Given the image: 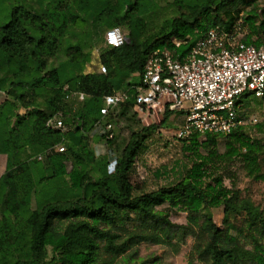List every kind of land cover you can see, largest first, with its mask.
Returning <instances> with one entry per match:
<instances>
[{
	"label": "trees",
	"instance_id": "trees-1",
	"mask_svg": "<svg viewBox=\"0 0 264 264\" xmlns=\"http://www.w3.org/2000/svg\"><path fill=\"white\" fill-rule=\"evenodd\" d=\"M74 1L78 11L88 17L94 26L102 29L104 25L107 30L125 22L127 11L137 8L136 1L125 0L123 6L129 9L119 17L118 11L110 5L111 0ZM258 1L194 0L186 4L184 0H177V6L182 9L180 16L168 20L160 33L139 43L137 25H130L123 46H109L104 50L101 62L107 66L108 74L85 73V66L91 56L84 52L79 60L76 55H71L57 68L43 73L47 57L57 52L59 38L67 26L76 23L81 15L59 11V7L46 8L41 12L23 5L12 8L10 20L0 25V74L5 67L13 77L11 89L19 87L23 91H36L46 87L51 90V94L44 107L27 105L24 108L28 111L24 114L16 112L9 101L0 106V130L9 125L10 118H15L12 127L0 136V155L7 156V170L0 177V264H48L49 247L61 264H95L99 242L104 243L103 250L108 254L119 256L128 252L135 236L125 239L114 228L132 222H139L142 228V233L137 234V237L165 242L177 231L173 229L169 213L160 210L164 206L189 213L188 226L181 228L184 235L189 226L197 223L196 215L202 210L224 207V220L228 229L233 226L232 217L245 214L249 227L255 228L264 237V213L258 207L249 200H240L239 194L233 193L222 183L212 185L204 179V167L210 160L224 156L213 149L217 139L224 135H194L190 140H183L199 149V139L206 138L204 145L209 150L208 155L196 151L201 160L200 165L188 171L178 182L141 195L134 193L130 172L147 133L155 127H145L132 134L113 173L108 170V161H98L86 143L89 129L94 126L98 130L103 120L100 109L105 96L116 91H133L134 85L126 88L125 81L136 73L141 81L146 60L152 52L170 49L184 55L213 28L226 32L238 28L239 35L246 29L248 33L241 37L242 41L259 47L264 42V16L258 12ZM248 6L252 9L244 12ZM81 21L86 20L81 18ZM173 39L185 43L175 48ZM27 60L31 62L30 68L26 64ZM28 68L33 74L29 73ZM66 85L71 90L86 93V99L81 102L67 101L62 91ZM2 88L0 85V93L6 95L7 92ZM247 100V96L242 99L244 103ZM119 107L126 110L133 105L128 102ZM113 112L107 119H112ZM57 113L64 117L67 126L65 133L46 125ZM70 122L78 125L74 132L68 129ZM100 137L106 139L105 135L100 134ZM107 140L111 142L113 139ZM63 142L69 143L67 150L53 151L55 146ZM26 148L34 149L38 154L48 152L47 167L42 177L35 175L36 162L20 160ZM241 149L246 150L244 156L250 164L252 162L257 167L258 156L262 154L260 147L243 143ZM239 154L238 150L231 152L232 157ZM68 162L72 164V185L53 192L54 185L67 174ZM91 166L92 170L97 168L99 173L93 181L81 186L85 171L78 168ZM35 197L43 200H38L40 208L32 211L30 206ZM65 221L68 224L59 228L58 224ZM204 229L210 236L205 252L211 264H235L238 258L245 255L256 264H264V246L260 243H255L254 251L242 250L237 239L229 232L220 230L211 217H207Z\"/></svg>",
	"mask_w": 264,
	"mask_h": 264
},
{
	"label": "rangeland",
	"instance_id": "rangeland-1",
	"mask_svg": "<svg viewBox=\"0 0 264 264\" xmlns=\"http://www.w3.org/2000/svg\"><path fill=\"white\" fill-rule=\"evenodd\" d=\"M125 0H111V7L118 11L121 17L126 10L129 9L124 5ZM137 2V8H131L127 11L126 21H122L118 27L121 28L125 37L130 31V25H137L139 43L145 42L160 33L166 22L172 18L180 16L182 9L177 6V0H132ZM194 0H184L189 3ZM131 2V3H132ZM259 14L264 16V0L258 1ZM17 5H23L30 10L41 12L40 10L49 8L63 10L69 14L80 16L76 23H70L61 38L57 52L48 56L43 68V73L53 68H57L60 64L67 61L71 55H76L78 60L81 53L90 54V62L85 66V73H104L102 67L106 66L101 62V55L104 50L109 47L105 40L107 28L103 25L102 29L91 23L88 17L82 15L77 8L74 0H0V25L10 20L12 8ZM252 9L248 6L244 12ZM243 12V13H244ZM243 15V14H242ZM81 18L86 21L82 22ZM244 29L239 35L240 38L247 34ZM26 64L30 68L31 62L27 60ZM107 67V66H106ZM28 68L30 74L33 71ZM32 68V67H31ZM109 70L104 74H108ZM13 77L8 74L4 67L0 74V85L7 93H0V106L9 101L14 105V110L24 114L25 106H41L44 107L47 98L51 94V90L46 87L37 89L36 91H23L16 87L11 89ZM139 83V74H133L126 79L125 87L130 88L132 85ZM23 94V97L19 96ZM133 105V104H132ZM125 111V114L123 113ZM242 116L246 123L243 128L232 136H222L217 139V145L213 149L223 157H215L204 167L206 176L205 181L212 185L218 182L224 187L239 194L240 200H249L261 212L264 213V110L261 103L256 100H247L244 103ZM167 117V119H166ZM257 119V122L251 123V119ZM166 119V120H165ZM15 118L9 119V125L3 126L0 130V136L4 135V131L8 130L14 124ZM163 121H166L163 124ZM105 123L113 124L112 134L113 140L109 142L107 139L100 137V132L93 126L89 129L86 143L89 150L92 151L97 160L101 163L108 161V170L110 173L115 171L118 159L128 144L133 133L140 132L145 127H155L151 132L147 133L143 146L135 160V164L130 172V180L134 187L135 195H141L157 191L158 189L170 186L183 177H185L193 168L200 165L201 160L199 154L208 155L209 150L204 143L206 138L199 139L201 147L195 149L191 143H187L177 138L176 133L184 122V115L180 111H170L169 108L164 113H150L147 115L139 114L135 108L117 107L112 115V119H105ZM78 125L76 123H68V129L74 132ZM243 143H253L260 147L262 154L258 156V166H253L244 154L245 149H241ZM69 143H66V150ZM238 150L241 154L232 157L231 152ZM56 151V146L53 148ZM196 151L199 154H196ZM48 153V152H47ZM47 153L43 154V159L39 160L34 149L26 148L20 155L21 161H32L35 164V175L40 178L45 173L47 167ZM229 153V155H228ZM38 154V155H37ZM225 154L226 157H225ZM37 160V161H36ZM40 161V162H39ZM67 174L53 187V192H58L67 185H72V164H67ZM84 170L85 174L81 181V186L93 181L98 175L97 168L92 170L89 168L79 167ZM7 170V156L0 155V177ZM43 189L44 186H43ZM43 189H41L43 191ZM40 190V189H39ZM35 197L31 203L30 210L40 208L38 200ZM101 204V200L98 201ZM160 210L169 213V220L173 229L177 231L172 238L165 242L158 243L154 240H146L137 237L142 233L139 222H132L124 226L114 228L115 231L121 233L126 239L132 235L135 239L131 248L127 253L114 256L103 250V242H99V252L95 264H211L209 255L205 252V246L210 241V236L204 229L207 217H211L215 225L225 233L237 239L238 246L244 251H254L255 243L264 246V237H262L255 228L249 227L245 214L232 217V227L228 229L225 222L224 207L209 208L202 210L196 215L197 223L189 226L186 234H182V227L189 224V213L185 210L170 209L168 206L161 207ZM2 215L0 213V221ZM68 221L59 223V228H64ZM48 264H61L58 256L53 250L48 248ZM55 260L53 261V258ZM235 264H256L247 255L238 258Z\"/></svg>",
	"mask_w": 264,
	"mask_h": 264
},
{
	"label": "built area",
	"instance_id": "built-area-1",
	"mask_svg": "<svg viewBox=\"0 0 264 264\" xmlns=\"http://www.w3.org/2000/svg\"><path fill=\"white\" fill-rule=\"evenodd\" d=\"M213 28L184 55L176 50L158 49L145 64L141 81L133 91H116L105 96L100 113L103 120L98 131L113 139V124L104 120L121 104L131 102L141 115L180 111L184 122L176 133L180 140L194 135L219 134L228 136L243 127L244 96L259 101L264 110V42L256 47L242 41L237 33ZM105 40L110 47H121L126 41L120 27L107 30ZM175 48L185 41L173 39ZM102 72L106 73L105 66ZM67 101H84L86 93L63 87ZM257 119L252 118L251 123ZM50 129L65 133L67 126L61 113L46 123ZM66 142L56 146L64 152ZM43 159V154L38 156Z\"/></svg>",
	"mask_w": 264,
	"mask_h": 264
},
{
	"label": "water",
	"instance_id": "water-1",
	"mask_svg": "<svg viewBox=\"0 0 264 264\" xmlns=\"http://www.w3.org/2000/svg\"><path fill=\"white\" fill-rule=\"evenodd\" d=\"M130 41V39H128V42Z\"/></svg>",
	"mask_w": 264,
	"mask_h": 264
}]
</instances>
